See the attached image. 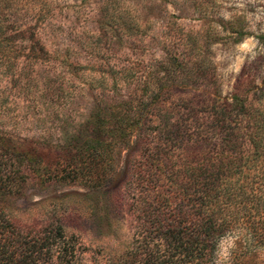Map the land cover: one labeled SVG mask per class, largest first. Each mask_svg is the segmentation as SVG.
<instances>
[{"label": "rangeland", "instance_id": "obj_1", "mask_svg": "<svg viewBox=\"0 0 264 264\" xmlns=\"http://www.w3.org/2000/svg\"><path fill=\"white\" fill-rule=\"evenodd\" d=\"M12 5L13 0H0L7 15ZM23 5L21 19L36 29L39 49L43 45L47 54L37 60L24 53L18 69L6 74L9 62L0 61V131L31 142L46 161L59 160V142L85 137L107 93L118 98L162 86L165 94L152 109L161 126L189 109L207 121L210 109L234 94L256 93L264 105V44L258 38L264 35V0H23ZM145 127L150 133L152 127ZM131 141L111 156L105 186L75 181L56 166L44 176L29 172L24 193L10 202L14 219L61 225L93 251L122 250L134 230L132 201L120 186L128 155L136 154L137 139ZM256 258L264 264V250Z\"/></svg>", "mask_w": 264, "mask_h": 264}, {"label": "trees", "instance_id": "obj_2", "mask_svg": "<svg viewBox=\"0 0 264 264\" xmlns=\"http://www.w3.org/2000/svg\"><path fill=\"white\" fill-rule=\"evenodd\" d=\"M12 6L10 15L0 10V61L9 62L5 74L18 69L24 53L37 60L47 54L43 45L39 49L36 29L21 19L27 12L23 0H13ZM258 38L264 44V35ZM164 94L162 86L118 98L107 93V104L92 113L85 137L58 143L56 162L46 161L31 142L0 131V264H259L257 254L264 250L262 100L256 93L234 94L230 102L214 104L207 121L200 122L197 111L189 109L161 126L153 121L152 109ZM145 126L152 127L150 133ZM132 138L136 154L128 155L120 186L132 201L134 230L122 250L93 251L61 225H22L14 219L10 202L24 193L29 172L44 176L56 166L57 173L75 181L105 186L111 156L129 148Z\"/></svg>", "mask_w": 264, "mask_h": 264}]
</instances>
